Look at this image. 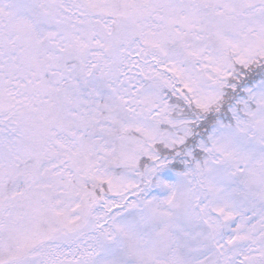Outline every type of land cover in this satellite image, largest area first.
I'll use <instances>...</instances> for the list:
<instances>
[{
	"label": "snow or ice",
	"instance_id": "snow-or-ice-1",
	"mask_svg": "<svg viewBox=\"0 0 264 264\" xmlns=\"http://www.w3.org/2000/svg\"><path fill=\"white\" fill-rule=\"evenodd\" d=\"M0 264H264V0H0Z\"/></svg>",
	"mask_w": 264,
	"mask_h": 264
}]
</instances>
